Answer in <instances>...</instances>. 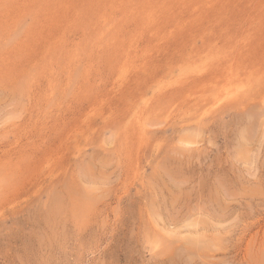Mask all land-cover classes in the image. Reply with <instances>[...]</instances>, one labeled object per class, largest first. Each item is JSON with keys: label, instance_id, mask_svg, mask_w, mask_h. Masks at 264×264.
Listing matches in <instances>:
<instances>
[{"label": "rangeland", "instance_id": "1", "mask_svg": "<svg viewBox=\"0 0 264 264\" xmlns=\"http://www.w3.org/2000/svg\"><path fill=\"white\" fill-rule=\"evenodd\" d=\"M0 264H264V0H0Z\"/></svg>", "mask_w": 264, "mask_h": 264}]
</instances>
